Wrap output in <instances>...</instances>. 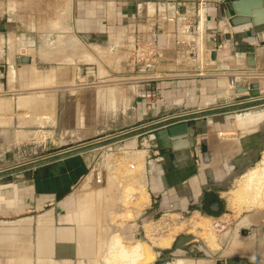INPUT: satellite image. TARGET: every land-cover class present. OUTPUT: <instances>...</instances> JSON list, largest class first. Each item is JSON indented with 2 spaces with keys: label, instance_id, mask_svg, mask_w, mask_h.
<instances>
[{
  "label": "crops",
  "instance_id": "1",
  "mask_svg": "<svg viewBox=\"0 0 264 264\" xmlns=\"http://www.w3.org/2000/svg\"><path fill=\"white\" fill-rule=\"evenodd\" d=\"M182 2L183 0H76L74 17L77 19L74 20L71 26L72 33H77V35L62 37L63 40L66 39L65 43H69L71 39L73 41V38L76 37L82 59L90 60L91 56L85 46L90 41L89 34L92 30L97 34V37L104 39L107 43L117 44L123 42L129 36V33H133L134 27L141 25L144 27V31L142 30L144 34L141 37L137 35V38L147 45H151V42L154 45L157 37L150 39L146 36L147 33L149 36L150 26H153L158 35L166 36V44H172L181 52L184 51V47H187V32L185 30L190 26H199L197 15L191 14L189 9L186 12H183V8L178 11L175 10V6ZM224 2L225 0H206L202 44L209 52L216 51L215 61H212L210 57L207 58L210 62L216 63L220 62L224 52L230 53L231 50L234 51L235 48H240V45L259 46L251 51L241 48L240 53L235 54V56L242 58L241 60L245 63L242 64L240 60L234 67L226 68L227 71H236L235 74H229L228 77L236 76L237 73L241 72L239 75H242L243 80L238 82L237 87H239L250 81L251 78L264 77V66H256L262 61L264 62L262 47L264 25L258 27L245 25L235 32L229 27L224 17V8H219ZM252 11L263 12L264 9L260 6L251 8L250 12ZM53 19L57 23L59 19L58 11L55 17L49 20L52 21ZM143 22H146V25L140 24ZM131 28L133 30L130 32ZM227 35H230V37ZM26 39L20 38L19 50L23 53H19V55L28 57L30 61L27 64L18 66L20 74L23 72V65H32L31 52L33 49H29V51L26 49L27 45L30 43H43L44 36H35L33 41H27ZM51 43L57 50V39L51 41ZM34 49L35 58H40L42 61L44 53H40L38 47ZM172 54L166 52V56L164 54L163 57L167 59L168 55L171 58ZM241 55L244 57H241ZM50 57H53V53ZM63 60H65L64 57ZM66 63L71 64L73 60L66 57ZM161 69L173 71L172 67L168 69L162 67ZM206 70L209 73L204 76L164 74L146 84L140 85L139 81H135L132 89L136 98H141L146 90H151L154 96L148 99L152 104L150 107L144 98H141L142 104H139V101L132 104L130 124H151L148 131L155 130L173 124L174 121L166 120L169 119L166 118V115L186 111L193 114L185 123L193 122L195 124V145L198 144V139L206 134L208 125H211L213 130H225L229 123L224 110L206 113L215 111L217 108L224 109L237 104H247V99L244 98L246 94H237L230 91L226 83L221 82V73L217 72L216 66H211ZM26 71L29 75H32L29 69H26ZM62 71L60 74L58 70L53 68L50 70L36 69L37 73L35 75H37L38 82L35 84L31 82L27 86H32L29 88H36L35 90L42 92L45 90L70 92L69 87L73 86L71 84L72 79L74 80L75 70L65 71L62 69ZM59 76H65L63 80L61 78V82H58ZM82 82H84V79ZM82 85H85V83ZM258 85L259 87L262 86ZM53 87H56L57 90H54ZM47 97H51V95H41V99H43L36 101L35 107H40L43 110L49 107H59L62 103L61 101H48ZM66 101L69 102V100ZM29 102L26 100V104ZM67 105L70 106L69 104L65 106ZM240 118L236 117V126L242 134L239 135V139H241L240 148L233 153L230 160L232 161L231 167L241 171L251 166L260 154L261 158L264 156V124H254L248 119ZM36 121L42 124L47 123L43 111L39 113ZM78 123L80 122L78 121ZM253 125L256 127H253ZM40 128L44 129L42 126ZM119 130L121 128L116 127L114 129L116 136ZM253 130H258V134L253 133L256 132ZM251 131L253 132L251 133ZM91 137H94V133H91L89 128L75 131L73 127L69 131L55 134L58 145L50 146L51 141H47V137L43 138V130H37L35 134L20 135L18 139L20 143L16 145L15 149L24 154L31 150L32 154L38 157L35 162L16 171L0 172V264H97L90 260L89 252L101 250L100 241L98 239L92 241L90 238L91 230L79 227L81 224L79 219L81 218L76 215L78 200L82 195L81 192L89 188L90 185L95 184L93 179L89 182L83 181V177L85 175H88V177L96 175L95 171L99 166V163H97L98 158H100L99 155L102 152L101 147L87 148L90 143L87 140ZM104 138L101 137L98 140H104ZM184 139V134L174 137V140L180 142ZM126 142L127 139H116V145H120L112 154H114L116 161L124 158V155L125 157L132 155L137 158L136 162L140 166H143L144 169L147 167L148 175H146V178L149 186V192L147 193L149 202L142 204L140 214L137 212L139 216L136 215L134 221L124 225L120 222V225L112 226L109 231L121 235L125 240L130 239L132 241L138 237L139 228H142L143 220L140 217L143 214H147V219H154L159 214L166 213V207L176 209L178 198L173 195L174 193L176 195L193 193L192 184L189 183L186 186L185 180L188 178V174L193 172L190 166V158H192L195 147L162 154L154 141H150L149 144L143 147H129L125 145ZM28 144L34 146L31 148ZM67 146L76 147L77 149L66 152L65 147ZM4 153L7 154L9 151H4ZM12 154L15 156L16 153ZM148 159H151L150 164L147 163ZM7 167L5 166V168ZM229 167L227 166V169H230ZM197 176H194L196 183ZM101 177V182L105 183L104 188H107L109 177H103V175ZM229 177L230 175L216 185H212V188L221 187V184L224 185L227 180L229 181ZM201 182L200 180V187L196 186V189L204 190L207 187L202 185ZM236 185L238 186L236 187ZM132 186L137 188L138 184L134 183ZM166 188H169L167 193ZM241 189L240 184L236 182L234 188L228 191L226 199L224 192L221 190H208L202 195L200 202L188 207L195 214L203 213L211 219H219L227 205L235 207L234 197L240 193ZM93 192L87 191L85 193L92 194ZM115 194L118 193L115 192ZM200 195L198 193V196ZM211 199L216 200L218 211L210 213L205 209L196 208V205L200 203L203 204V208H206L209 206L210 201H213ZM246 201L250 202V195H248ZM263 202L264 198H260L256 206H260ZM112 209L117 214L122 208L116 203ZM252 209L249 212L245 211L248 209H242L237 215L228 212V217L234 220L233 228L225 241L218 240L219 247L214 238L212 239L210 234L207 233H204V239L199 236L196 238L193 233L189 234V232L174 234L172 237H167L164 234L162 236L164 238L156 239V258L160 253L170 249L177 235H192L194 238L185 245V249L169 254L175 260L172 264H264V208ZM179 210L183 212V208L180 207ZM107 211L110 212V210ZM106 215L104 219L107 220ZM110 233L107 230L105 233L100 232L105 237ZM198 233L200 234V231ZM93 235L97 234L94 233ZM80 252L88 254L81 256L79 255Z\"/></svg>",
  "mask_w": 264,
  "mask_h": 264
},
{
  "label": "rangeland",
  "instance_id": "2",
  "mask_svg": "<svg viewBox=\"0 0 264 264\" xmlns=\"http://www.w3.org/2000/svg\"><path fill=\"white\" fill-rule=\"evenodd\" d=\"M75 2L76 0H0V172L16 171L37 160L38 156L33 155L31 150L27 149V153L24 154L15 149L16 145L20 143L18 141L20 135L35 134L37 130H43V138L47 137V141H51L49 145L53 146L57 144L55 134L69 131L73 127L75 131L89 128L91 133H94V137L87 140L90 141L87 148H97L106 144V150L99 155L100 158L97 162L99 166L95 173L98 172L103 177H109L107 188H104L105 183L103 182L100 185H90L89 188L81 192L82 195L78 200L76 215L81 218L79 219L81 223L79 227L91 230L90 238L92 241L98 239L101 245V250L89 252L90 260L93 263L152 264L157 253L156 241L164 238L162 237L164 234L167 237H172L174 234L189 232V234L193 233L196 238L199 236L204 239V233H207L212 239L214 238L216 243L218 240L225 241L232 231L234 222L231 217H228V212L237 215L242 209H248L245 211L249 212L253 210L252 208H264V202L260 206H256L257 201L264 198V156L261 158L260 154L251 166L241 171L232 168V161L230 160L233 153L240 148L241 139H239V135H242L236 126V117L245 113L263 112L264 100L237 104L224 109L217 108L218 110L206 113L224 110L228 117L229 126L223 131H217L208 125L206 134L198 139L197 145L194 144L195 149L192 153L194 156L192 155L190 158V166L193 172H190L185 180L186 186L189 183L192 184L193 193L184 195L174 193L173 195L178 198L176 209L166 207L165 215L159 214L150 220L146 219L147 214H143L140 219L143 220L142 225H144L139 228L138 237L132 241L123 239L119 234L110 233L109 230L112 226L120 225V222L124 225L134 221L136 215L140 214L142 204L149 202L147 167L144 169L143 166H140L136 162L137 158L132 155L126 157L124 155L123 160L116 161L112 153L120 145H116V139H127L125 145L129 147H143L145 145L140 144V141L148 138V133L145 129H134L135 131L130 130L131 133L122 136L117 134L118 136H116L114 129L116 127L121 128L118 132H122L129 127L139 125L130 124L132 104H136V101L142 104V99L136 98L132 89L135 81H139L140 85L146 84L164 74L204 76L209 73L206 69L216 66L217 72L221 73V82H225L227 85L228 75L236 71H227L226 68L234 67L242 59L236 57L235 54L240 53L241 48L251 51L259 46L243 44L240 45V48L231 50L230 53L224 52L220 62H210L207 59L206 48L202 44V35L195 33V27H191L190 32L186 33L187 47H184V51L180 52L172 44H166V36L158 35L153 26H150L149 36L148 33L145 34L150 39L157 37L155 44L152 45L151 42V45H147L144 41H140L137 35L143 36L144 27L139 25L134 27V30L133 28L130 29V32L133 30V33H129L131 37L127 36L123 42L117 44L107 43L104 39L97 37V34L92 30L89 34L90 41L85 46L91 57L90 60H85L82 59L81 50H78L76 37L73 38L74 42L72 39L69 43L64 42L66 39L63 40L64 36L66 38L77 35V33H72L71 26L77 19L74 17ZM57 11L58 24L55 19L49 20L55 17ZM140 24L146 25V22ZM35 36H44L43 43L27 45L26 49H33L31 52L32 65H23V72L20 74V69L18 70L14 61L16 55L23 53L19 50L20 38L33 41ZM56 39L58 41L57 50L51 43ZM131 40L132 42H130ZM192 43L195 44L193 49L190 45ZM36 47L39 48L40 53H44L42 61L40 58H35L34 48ZM174 48L176 49L174 50ZM166 52L173 53L171 58L168 55L167 59L163 57L164 54L166 56ZM51 53H53V57H50ZM38 56L40 57L39 54ZM65 56L71 58L73 63L67 64ZM241 57L244 56L241 55ZM244 63L242 61V64ZM260 65L264 66V62L262 61L256 66L259 67ZM162 67H166V69L172 67L173 71H164L161 69ZM35 68L37 70L53 68L58 70L60 74L63 72L62 69L65 71L74 69L75 75L71 84L73 86L69 87L71 93L46 90L42 92L35 90L36 88L30 89L29 87L32 86L27 85L31 82L34 84L38 82ZM26 69H29L33 75H29ZM239 74L241 72L237 73L236 76L242 77ZM64 77L59 76L58 82H61ZM83 79L84 82H82ZM251 79L264 80L262 78ZM83 83L85 85H82ZM53 89L57 90L56 87ZM41 95H51V97H47L48 101H61L62 103L59 107H49L42 110L40 107H35V101L42 100ZM25 98L30 101L28 105ZM66 104L70 106H65ZM42 111L47 120V123L44 124L36 121ZM72 120L75 123H72ZM40 126L44 129H41ZM253 127L256 126L253 125ZM253 131L251 133L258 134V130ZM101 137H105L104 140H98ZM28 145L31 148L34 146L33 144ZM4 151H9L11 156L9 157L10 154L6 156ZM12 153H16L15 156ZM130 165H133L134 168H131ZM5 166L8 167L5 168ZM227 166H230V169H227ZM261 167L262 171L259 172ZM255 170L258 172H254ZM229 175V181L227 180L224 185L221 184V187L212 188V185L223 181ZM194 176H197V183ZM88 179H91V176ZM200 180L202 185L207 186L204 190L195 188L196 186L200 187ZM236 182L240 184L242 189L234 197L235 207L227 205L219 219H211L203 213L195 214L188 207L200 202L202 195L208 190H221L226 199L228 191L234 188ZM134 183L138 184L137 188L132 186ZM81 186L83 187V185ZM97 189L99 190L97 191ZM168 189L166 188V193ZM200 190L201 192H199ZM87 191L94 192L86 194ZM198 193L201 195L198 196ZM248 195H250V202L246 201ZM116 203L122 208L117 214L112 209ZM249 205L253 207L251 208ZM180 207L183 208V212L179 210ZM104 213L108 218L107 220L104 219ZM106 230L110 233L106 237L100 234L101 231L105 233ZM94 233L97 235H93ZM217 245L219 247V243ZM84 254L87 255L88 253L80 252L79 255L83 256Z\"/></svg>",
  "mask_w": 264,
  "mask_h": 264
},
{
  "label": "water",
  "instance_id": "3",
  "mask_svg": "<svg viewBox=\"0 0 264 264\" xmlns=\"http://www.w3.org/2000/svg\"><path fill=\"white\" fill-rule=\"evenodd\" d=\"M260 6L264 9V0H225L219 8H224V17L226 18L229 27L237 32L240 30L239 28L241 26L251 25L252 27H258L264 25V11L250 12L251 8H258ZM227 36L230 37V35ZM262 47L264 54V42H262ZM209 57L212 61H215L216 51H210ZM14 61L17 66H20V64H27L30 60L26 56L19 55ZM230 91H234L237 94H246L244 98L247 99L246 102L248 103L264 100V91L262 87H259L258 83L252 79L247 83H244L242 86L236 87L234 90ZM195 132L196 127L193 122H180L170 124L166 127L157 128L148 137L154 141V144L159 149L160 153L168 154L172 151L192 148L194 146ZM179 134L185 135V139L182 142L174 140V137ZM8 154L10 153H7L6 156H8ZM211 200L213 201H210L209 206L206 208H203V204L201 203L197 204L196 208L205 209L210 213L218 211L219 209L216 200ZM192 239V235H177L174 238L170 249L160 253L153 264H172L175 260L172 259L169 254L174 253L177 250L185 249V245L192 241Z\"/></svg>",
  "mask_w": 264,
  "mask_h": 264
},
{
  "label": "built area",
  "instance_id": "4",
  "mask_svg": "<svg viewBox=\"0 0 264 264\" xmlns=\"http://www.w3.org/2000/svg\"><path fill=\"white\" fill-rule=\"evenodd\" d=\"M190 2H191V4H190ZM180 8H183L184 12H186L189 9L191 11V14L194 13V15H197V19H198L197 23H199V26L195 27V29H196L195 33H199L200 35H202L203 32H204V22H205L204 10L206 9V0H183L182 3H179V4H177L175 6V10L178 11ZM190 28H191V26H190ZM190 28L188 27L185 31L186 32H190ZM190 45H192L191 46L192 49L195 47L194 43H192ZM209 53L210 52L208 50H206L207 58L209 57ZM240 80H243V78H241V76L240 77L239 76L238 77L237 76L229 77L228 81H227V87L229 88V90H234L237 87V84H238V82ZM152 96H154V93L151 90H149V91L146 90V92L141 95V98H144V100L149 105V107L152 104L150 103V101L148 99H149V97H152ZM192 115H193L192 113H189V112H186V111H182L180 113L166 115V118H169V119H166V120L174 121L173 124L180 123V122H184L185 123V122L188 121V119H190V117ZM150 126H151V124H141V125L139 124L137 127H130L128 129L123 130L122 132L120 131L117 134L122 136L124 134L131 133L130 130L133 131L134 129L135 130L145 129L146 132L148 133L147 136H149L154 131V130H149L148 131V128ZM166 126H168V125H166ZM101 148H102V151L104 152L106 150L105 149L106 148V144L101 146ZM76 149H77L76 147H67L66 148V152L67 151L71 152V151H74ZM150 162H151V159H148L147 163L150 164ZM130 167L133 168V165H130ZM95 174L96 175H94L93 177L91 176V179H93V181H94V183L96 185H99L101 183V179H102L101 174H99L98 172H96ZM91 179H88V175H85L83 177V181H85V182H89ZM160 215H165V213H161ZM146 219H147V216H146ZM149 219L153 220L151 218H149ZM142 227H143V225H142Z\"/></svg>",
  "mask_w": 264,
  "mask_h": 264
},
{
  "label": "bare ground",
  "instance_id": "5",
  "mask_svg": "<svg viewBox=\"0 0 264 264\" xmlns=\"http://www.w3.org/2000/svg\"><path fill=\"white\" fill-rule=\"evenodd\" d=\"M47 9V8H46ZM199 41V40H198ZM256 73V72H255ZM32 74V73H31ZM33 75V74H32ZM244 75V74H243ZM250 76V75H249ZM264 76V75H263ZM32 77V76H31ZM230 77V76H229ZM227 78V77H226ZM264 78V77H263ZM262 78V79H263ZM259 79V78H258ZM255 81H257V83L258 84H260V85H262L261 87H262V89H263V91H264V80H260V81H258V80H255ZM264 97V96H263ZM27 98H25V100H26ZM43 99V98H42ZM33 101V100H32ZM50 101V100H49ZM22 102H24V100L22 99ZM21 102V103H22ZM36 102V101H35ZM24 105V104H23ZM28 105V104H27ZM25 106V105H24ZM33 112V111H32ZM241 117V118H240ZM238 118H240V119H248L250 122H252V123H254V124H264V111L263 112H258V113H255V114H247V113H245L244 115H242V116H238ZM264 131V130H263ZM24 135V134H23ZM151 140V138L150 137H148V138H145V139H142L141 141H140V144H142V145H146V144H149V141ZM153 140H151V142H152ZM132 147V146H131ZM262 171V167H261V169H260V171L259 172H261ZM254 172H258V170H255ZM250 180V179H249ZM103 189V188H102ZM99 189H97V191H98ZM86 209V208H85ZM197 244V243H196ZM198 245V244H197ZM194 250V249H193ZM186 253V252H185ZM177 260H179V259H177Z\"/></svg>",
  "mask_w": 264,
  "mask_h": 264
}]
</instances>
